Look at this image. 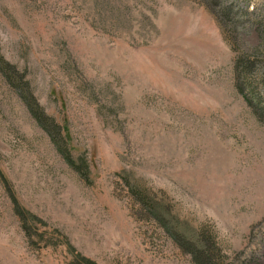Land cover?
Wrapping results in <instances>:
<instances>
[{"label": "rangeland", "instance_id": "rangeland-1", "mask_svg": "<svg viewBox=\"0 0 264 264\" xmlns=\"http://www.w3.org/2000/svg\"><path fill=\"white\" fill-rule=\"evenodd\" d=\"M237 1L264 21V0ZM203 2L0 0L1 52L90 169L67 164L0 74V264H195L146 199L209 238L211 264H264V121L233 72L246 53L245 90L264 103V22L239 14L224 32ZM8 190L37 216L31 236Z\"/></svg>", "mask_w": 264, "mask_h": 264}, {"label": "trees", "instance_id": "trees-1", "mask_svg": "<svg viewBox=\"0 0 264 264\" xmlns=\"http://www.w3.org/2000/svg\"><path fill=\"white\" fill-rule=\"evenodd\" d=\"M222 1V0H220ZM204 5L212 10V13L215 15L216 20L222 29V31H226L227 29L231 32L236 23L239 22L240 15H247L248 19L258 21L260 23L263 21V16L253 15L248 11V4H239L237 0H225L223 8L217 9L215 6L210 4L209 2L204 0ZM238 9V11L234 10ZM217 9V10H216ZM242 11V13H240ZM240 14V15H239ZM246 53H240L234 59V81L237 89L242 93L247 103L252 107L258 118L264 121V103L256 98L255 94L251 93V90L247 89V86L251 84L247 77L249 75L248 67L250 66L248 63V59L245 57ZM249 65V66H248ZM0 74L2 78L5 79L7 84L15 91L19 99L22 101L24 106L26 107L28 113L31 117L36 121V123L41 127V129L48 135L49 140L52 145L56 149V151L62 156V158L70 165L73 169H75L84 179L90 180L89 177V163L87 158L83 155L75 156L69 143L66 139L65 133L62 129L61 124L56 120V118L48 113L46 109L39 102L37 96L35 95L33 89L30 85V80L27 77L26 70L20 69L15 63L8 60L0 49ZM0 182L7 185V180L0 168ZM11 203L13 205V209L20 220V224L24 233L27 236H31V226L29 223V217L27 215H31L37 217L28 209H26V213L24 208L21 206L17 196L11 190H8ZM152 202H149L147 199L145 204L152 206L149 208L152 213H154V217L160 219V223L167 229L171 234L173 240L185 251L189 252L192 256L195 264H211L214 257V252L212 249V244L206 238H193L189 234H186L182 230H180L176 223H173L169 218H165L160 213H157V202L151 199ZM150 203V204H149ZM160 211V207H158ZM156 211V212H153ZM171 211L167 210V215L171 216ZM178 218H176V222ZM202 235H206L205 232H201ZM78 257L71 259L68 261V264H95L90 258H87L84 255H77Z\"/></svg>", "mask_w": 264, "mask_h": 264}]
</instances>
